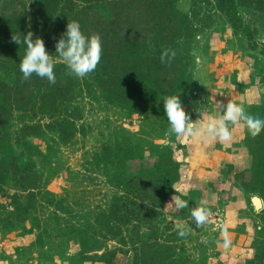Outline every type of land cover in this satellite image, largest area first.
Instances as JSON below:
<instances>
[{
	"label": "rangeland",
	"instance_id": "obj_1",
	"mask_svg": "<svg viewBox=\"0 0 264 264\" xmlns=\"http://www.w3.org/2000/svg\"><path fill=\"white\" fill-rule=\"evenodd\" d=\"M135 1L129 6L137 9ZM56 2L53 27L64 14L70 21L86 12L88 22L118 23L119 31L123 0ZM196 2L171 0L154 10L164 24L171 5L187 15L189 35L164 39H171L169 58L185 62L191 73L184 110L206 121L231 101L262 119L264 13L242 6L224 13L215 0ZM38 11V0H0V81L18 83L15 71L26 46L12 36L30 31L52 56L56 80L73 83L70 99L50 110L41 104V86L29 90L27 99L24 93L0 94V264H105L101 259L110 250L113 264H132L134 254L142 264H264V170L254 177L246 129H232L230 145L178 137L164 116L166 97L154 90L119 105L100 87L99 66L84 78L70 73L55 53L58 39L32 19ZM164 50L160 42L151 55L162 58ZM74 108L78 131L62 142L51 126L56 119L71 121ZM163 158L171 162L168 170L156 167ZM133 176L139 182L128 183ZM152 190L154 201L147 195L138 200V193ZM173 196L187 206L169 204ZM201 206L210 215L197 225L191 211ZM178 228L187 235L180 237ZM143 246H150L144 252L150 261L142 257Z\"/></svg>",
	"mask_w": 264,
	"mask_h": 264
},
{
	"label": "trees",
	"instance_id": "obj_2",
	"mask_svg": "<svg viewBox=\"0 0 264 264\" xmlns=\"http://www.w3.org/2000/svg\"><path fill=\"white\" fill-rule=\"evenodd\" d=\"M123 1L125 5L121 11L122 14H118L117 16L121 22L119 31L118 23L113 27V22H106L105 24L102 22L96 24L94 21L88 22L87 19L84 18V15L87 14L86 12H81L77 17H74V15L71 16L72 20L70 21H66L64 14L55 28L53 27V23L49 22L53 12L56 10V0H38V16L35 14L32 19H35L36 23L39 21L43 28L48 29L46 36L50 37V39L53 37L60 39L66 29L67 23L72 21H77L80 24L81 30L86 36L97 35V33H99L102 41H106L108 45H101V60L97 66H99L102 71V77L98 78V82L100 87L106 90L110 98L115 100L119 105L129 104L134 96L141 95L145 91L148 93L151 92L152 94H154L155 91L156 94L165 97L172 94H179L182 105L188 103L189 94L185 92V89L186 84H189L191 80V73L186 68V63L182 62L180 59L172 60L168 55L162 58L151 55L160 42H162L165 47L164 53L170 50L169 42H171V39L165 42L164 39L172 36L181 37L182 35H189L187 31L190 27L189 24L186 23L187 15L179 13L176 11V8L174 9L171 5L167 14L170 16L168 24L166 23L167 27L164 28L161 26H165L166 24L161 21H156L154 18V10L159 6L158 3L170 2L171 0H151L155 5H151L149 2L150 0H136L134 2L135 4H133L136 5L137 9L129 6L132 0ZM196 1L197 0H193V6L197 3ZM215 3L217 9L224 13H231L236 6L252 7L264 13V0H215ZM228 20L235 25L232 17ZM107 25H110L107 31L102 32L96 29ZM46 39L48 40V38ZM134 45L136 47L132 49ZM128 48H130V52L121 53V50ZM15 72L18 77V83L15 87H7L4 81H0V94H2L3 97H12V95L16 96L17 94L24 93V97L27 99L31 97L32 94V91L29 90L35 86H41L43 87L40 92L41 104L48 110L54 109L58 103L70 99L69 91L73 83V81L70 82V79L65 81L56 80L53 84L49 83L47 79L43 80L37 77L35 74H33L31 78L25 80L19 69ZM25 90L27 91L25 92ZM26 102L19 108L24 109ZM69 118L71 121L56 119L54 125L51 126L58 131L59 138L62 142L70 140L78 131L72 120V118L79 119V113H77L75 108L71 111ZM262 119H264V108L262 111ZM247 142L252 155L251 165L256 170L252 172L254 173V177L257 178L258 172L264 170V131L256 137L250 135ZM121 158L125 160L124 155ZM161 162L162 164L160 167L159 165L156 167L161 170H168L169 164L171 163L170 160L168 158H163ZM28 163L31 164V161ZM11 164L13 165L14 171L18 170V166L14 162H11ZM27 168L28 167L23 168V170ZM23 170L21 169V171ZM2 174L3 173L0 171V183L3 182L1 178ZM25 180H28L27 177L24 178V181ZM135 180L139 182L140 177L133 176L127 181L131 183ZM26 182L28 185V181ZM144 195H147L149 201H154L156 190L138 193V200L143 202ZM100 216L103 218L108 217L112 220L110 213H101ZM111 220H108V222ZM149 247L150 246H143L142 257L150 261L151 258H148V255L144 253L147 251L149 252ZM106 255L102 257L101 260L105 264H113L112 258L115 255V251L110 250ZM132 264H142L140 263V254L133 255Z\"/></svg>",
	"mask_w": 264,
	"mask_h": 264
},
{
	"label": "clouds",
	"instance_id": "obj_3",
	"mask_svg": "<svg viewBox=\"0 0 264 264\" xmlns=\"http://www.w3.org/2000/svg\"><path fill=\"white\" fill-rule=\"evenodd\" d=\"M12 41L26 46L25 54L20 61L19 70L23 79L27 80L35 74L37 77L55 83L54 62L46 51L44 41L33 33L12 36ZM55 53L61 58L67 69L77 78H84L95 71L101 60L102 46L99 35L86 36L77 21L67 23L60 39L55 43ZM165 56L169 53H164ZM174 55V53H172ZM219 116L209 115L206 121L193 120L184 110L179 94H172L163 99L164 116L171 126V132L178 137H198L209 139L224 145H230L233 136L232 129L244 127L252 136H258L264 131V119L247 114L237 103L229 101L226 106L220 105ZM259 198V197H253ZM187 201L178 196L172 197L177 209L187 206ZM210 213L201 206L191 211L192 221L197 225L207 222ZM178 235L184 237L187 233L178 228Z\"/></svg>",
	"mask_w": 264,
	"mask_h": 264
},
{
	"label": "crops",
	"instance_id": "obj_4",
	"mask_svg": "<svg viewBox=\"0 0 264 264\" xmlns=\"http://www.w3.org/2000/svg\"><path fill=\"white\" fill-rule=\"evenodd\" d=\"M264 84V83H263ZM95 264H103V263H101V262H96Z\"/></svg>",
	"mask_w": 264,
	"mask_h": 264
}]
</instances>
